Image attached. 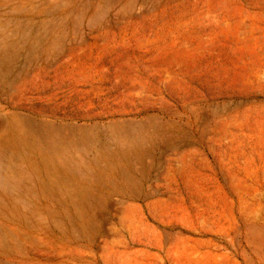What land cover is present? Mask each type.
<instances>
[{
  "label": "rangeland",
  "instance_id": "1",
  "mask_svg": "<svg viewBox=\"0 0 264 264\" xmlns=\"http://www.w3.org/2000/svg\"><path fill=\"white\" fill-rule=\"evenodd\" d=\"M0 264H264V0H0Z\"/></svg>",
  "mask_w": 264,
  "mask_h": 264
},
{
  "label": "bare ground",
  "instance_id": "2",
  "mask_svg": "<svg viewBox=\"0 0 264 264\" xmlns=\"http://www.w3.org/2000/svg\"><path fill=\"white\" fill-rule=\"evenodd\" d=\"M10 128L12 130H15V131H19L20 129H22V127L20 126V124H11ZM8 130V129H7ZM21 138V137H20Z\"/></svg>",
  "mask_w": 264,
  "mask_h": 264
}]
</instances>
